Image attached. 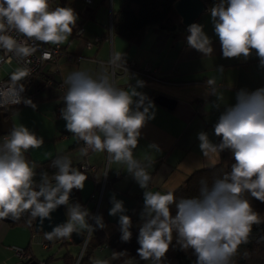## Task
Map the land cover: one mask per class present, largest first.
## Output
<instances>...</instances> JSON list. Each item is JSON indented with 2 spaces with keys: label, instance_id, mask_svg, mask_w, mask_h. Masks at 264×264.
Listing matches in <instances>:
<instances>
[{
  "label": "clouds",
  "instance_id": "clouds-1",
  "mask_svg": "<svg viewBox=\"0 0 264 264\" xmlns=\"http://www.w3.org/2000/svg\"><path fill=\"white\" fill-rule=\"evenodd\" d=\"M210 16L224 58L247 59L254 51L264 67V0H218ZM76 22L77 14L71 7L50 8L49 0H0V50L5 57L12 54L23 60L36 51V42L63 44L72 35ZM13 32L24 39L18 40L11 35ZM188 32L190 48L204 55L213 52L212 41L202 25L194 23ZM4 62L0 57V64ZM110 64L111 72L101 69L94 76L77 69L64 77L65 107L61 117L66 121V130L78 142L83 141L82 156L89 151L106 152L109 163L123 165L144 190L138 256L151 264H162L175 232L176 243L181 249L192 251L195 264H234L233 258L239 246L248 243L253 225L264 222L244 198L248 193L264 202V88L236 93V103L225 108L214 126V134L221 137L219 144L212 143L207 133H198L204 156L231 151L235 163L230 171L211 184L202 179L197 196L176 200L171 191L149 190L148 168L152 167V160L149 157L141 161L134 156L141 129L155 116L150 111L151 101L137 91L144 82L137 80L136 86L127 89L116 83L115 69L127 73L122 52L113 53ZM26 75L24 70L12 75V86L0 90V106L20 102L16 82ZM19 90L23 87L19 86ZM210 94L223 101V93L215 86ZM25 102L32 104L30 100ZM43 144L42 137L23 125L14 127L0 141V218L16 221L28 213L43 224L51 221V213L63 205L67 208V221L46 232L47 239H67L82 229L93 232L96 227L105 228L102 216H92L81 204L70 203L72 190H83L87 175L73 167L69 156L52 159L50 166L55 172L51 179L45 171L37 182L38 165L29 161L25 153ZM148 147L159 151L156 144ZM111 204L109 215L119 217L121 240L128 242L132 236L131 217L125 214L122 200L113 196ZM173 204L175 215L171 212ZM90 219L95 223H89ZM126 253L113 252V259ZM93 264L109 262L97 259Z\"/></svg>",
  "mask_w": 264,
  "mask_h": 264
},
{
  "label": "crops",
  "instance_id": "crops-1",
  "mask_svg": "<svg viewBox=\"0 0 264 264\" xmlns=\"http://www.w3.org/2000/svg\"><path fill=\"white\" fill-rule=\"evenodd\" d=\"M58 1H53V7L50 8H55L59 3L60 7H71L77 14L74 28L81 26L83 33L69 36L61 44L63 51L54 60L44 63L34 78L41 86L33 96L27 92L24 103L13 110L11 115L8 114L7 118L12 120L14 127L23 125L43 138L41 148L30 149L25 153L26 158L35 161L38 167L41 162L59 153L69 156L73 167H79L83 160L95 167L94 170L85 172V186L79 193L76 190L70 203L74 204L73 199H82L81 205L92 216H102L106 227H96L93 232L79 230L84 234L83 238L76 241L72 236L71 239L67 238L68 242L62 243L61 239H47L44 232H39L36 228L34 232L26 224H13L18 220L0 218V264H36L39 260H45L49 264H93L97 259L116 264L117 259H113V252L116 250L107 242L120 228L119 217L109 215L113 196L124 202L126 215L137 217L136 221L140 225L143 223L140 213L144 204V190L124 170L123 165L110 164L106 152L89 151L87 156H82L80 149L84 147L83 141L81 145L74 146L77 140L66 130L61 109L66 92L63 80L70 71L87 70L94 76L101 69L111 72V57L113 53L121 52L142 67L143 73L136 75L124 73L117 68L115 78L116 83L126 89L136 86L137 80L144 82L137 91L144 93L151 101L153 108L150 111L155 116L141 129L134 156L141 161L151 158L152 167L148 168L151 180L148 187L153 192L161 193L176 189L194 170L220 162L221 153L209 152L208 156L203 155L198 133H207L212 143L219 144L214 126L225 108L236 103V93L241 89L251 92L264 88V67L260 66L254 51L247 59L242 56L223 57L207 9L195 24L202 25L212 41L213 52L210 55L190 48L186 39L174 40L170 31L154 27L148 29L142 44L129 48L128 42L113 31V12L122 0H93L92 3L83 0ZM105 33L106 36L101 39ZM87 41L94 42L93 46L88 47ZM3 67L7 73L4 78L19 71L12 65L13 71L9 65ZM151 75L157 77L153 78ZM213 86L223 93V101H218L215 95L210 94ZM32 88L31 86L29 90ZM159 94L175 98L174 107L160 104L156 100ZM28 100L32 104L25 102ZM58 109L59 112L56 113ZM9 133L0 134V141ZM150 144H156L159 151H151L148 147ZM121 170H124L123 174L116 177ZM65 213L67 216L66 206ZM89 223L95 222L90 219ZM93 233L96 239L88 253L86 249ZM14 246L23 247L25 255H18ZM118 264H151V261L131 256Z\"/></svg>",
  "mask_w": 264,
  "mask_h": 264
},
{
  "label": "trees",
  "instance_id": "trees-1",
  "mask_svg": "<svg viewBox=\"0 0 264 264\" xmlns=\"http://www.w3.org/2000/svg\"><path fill=\"white\" fill-rule=\"evenodd\" d=\"M53 1H57V3L59 2L58 0H49L50 6L52 7ZM61 1L65 2V0ZM175 1L176 0H122L119 7L113 12V31L116 34L122 36L128 42L129 48L131 46H139L142 44L150 27L170 31L174 40L181 38L186 39L189 35L188 27L182 23V18L175 8ZM203 2L206 6V9L210 12L212 7L218 3V0H203ZM60 6L61 3L55 7ZM72 34H76V28L73 29ZM106 34L107 33H105L101 39H103ZM124 58H126L125 55ZM137 66L142 72L143 69L138 64V62ZM11 77L12 76H8L6 78L11 79ZM31 86L33 88L30 91L29 89ZM40 86L41 85L36 83L35 79L33 78L29 85L28 92L34 94V92L37 91ZM23 103L24 101L7 108L8 114L11 115L12 111L16 110ZM64 106L65 104L63 103L62 107ZM220 142L221 137H219V143ZM81 144V141H76L74 146ZM220 153V162L194 170L180 186L174 190H171L176 200H179L180 198L197 196L199 194L200 181L202 179L207 180L208 183L211 184L215 178H218L225 172L230 171L231 165L235 163L231 151L225 149ZM58 155L63 154H56L39 164V167L36 169L37 176L35 177L37 182L40 179V173L45 171L48 172L49 178L51 179L52 174L55 172V169L50 166L51 160L55 159ZM75 168L78 169V166ZM123 171L124 170H121L120 173L116 175V177L123 174ZM109 182L110 180L106 184L108 185ZM77 192L79 193V190H77ZM244 198L249 200L253 210L256 211L260 215L261 220L264 221V202L256 200L248 193L244 194ZM73 202L82 204V199H73ZM171 212L172 215H175V204L171 206ZM130 217L132 220V227L130 228V231L132 232L131 239L128 242L122 241L121 231L119 228L107 240L108 244H111L115 248L116 252H127L126 255L116 260V264L125 262L126 259L131 256H138L137 249L140 246L138 244L137 238L141 225L137 223V217ZM35 221L36 219L31 218L28 213H25L18 221L13 222V224H26L32 229V231L35 232ZM94 236L95 235L93 233L88 243V249H86L88 253L93 247V241L96 239ZM176 239V233L173 232L172 244L170 245L169 251L162 259V264H195L196 258L192 251L181 249L180 245L176 243ZM61 241L62 243H66L68 242V239H61ZM233 260L234 264H264V222L259 225H253L248 243L239 246L238 252Z\"/></svg>",
  "mask_w": 264,
  "mask_h": 264
},
{
  "label": "built area",
  "instance_id": "built-area-1",
  "mask_svg": "<svg viewBox=\"0 0 264 264\" xmlns=\"http://www.w3.org/2000/svg\"><path fill=\"white\" fill-rule=\"evenodd\" d=\"M83 1H85L87 3L93 2L92 0H83ZM82 33H83V28L81 26L77 27L76 34L82 35ZM11 35L16 37L18 40L24 39V37H22V36H17L15 32L11 33ZM96 41H99V39H97ZM29 43L31 44L32 42L29 41ZM93 43L94 42H92V41H87L86 44L88 47H91V46H93ZM35 46H36V51L33 52L28 57H25L23 60H18L12 54H9L7 57H5L3 50H0V57H3L4 61H5L4 63L0 64V67H2L4 65H9L11 67L12 62H16L17 64H19L21 66L22 70L27 72L26 76H24L22 79H20L19 81L16 82V86L18 88V98L20 100L19 103L24 101V97H25V94L28 92L30 83L32 82L33 78H35V76L41 71L44 63H46L47 61H50V60H54L56 58V56L59 55L63 51V46L61 44L51 45V44H43L40 42H36ZM125 61H126L125 67L127 69V73H130L132 75L143 73V71L141 72V70L138 68L137 62L134 59L125 58ZM110 66H111V64H110ZM146 69H149V68H146ZM11 71H13V68ZM9 73L11 74L12 72H9ZM151 76L153 78L157 77L156 75H151ZM11 86H12V80L10 78H4V79L0 80V90H5ZM19 86L23 87L22 91L19 90ZM29 94H30V96H33V93H29ZM13 105H16V104L12 103V104H8L6 106H0V110L1 109H7ZM58 112H59V109L56 110V113H58ZM90 169L94 170L95 167L92 166L87 160H83L82 163L78 167V170L82 171L84 174L87 170H90ZM103 182L104 183L106 182V178L103 179ZM71 238H72V236L69 237V239H71ZM13 248L15 249V251L17 252L18 255H20V256L25 255V253H24L25 250L23 247L14 246ZM36 264H49V263L45 260H39L36 262Z\"/></svg>",
  "mask_w": 264,
  "mask_h": 264
},
{
  "label": "water",
  "instance_id": "water-1",
  "mask_svg": "<svg viewBox=\"0 0 264 264\" xmlns=\"http://www.w3.org/2000/svg\"><path fill=\"white\" fill-rule=\"evenodd\" d=\"M175 8L182 18V23L189 27L194 24L198 17L206 10V6L203 0H176ZM156 100L167 107L173 108L176 104V99L169 97L165 94H159L156 96ZM8 111L5 109L0 110V134L9 133L13 128V122L10 118H7ZM76 195V189H73L70 198ZM4 220L13 221L10 218H3ZM67 216L65 213V206H59L53 213H51V221L45 220L43 224L40 223L37 218L35 221V228L39 232H50L56 225L65 223ZM74 239L80 240L84 237V234L77 231L72 234Z\"/></svg>",
  "mask_w": 264,
  "mask_h": 264
},
{
  "label": "rangeland",
  "instance_id": "rangeland-1",
  "mask_svg": "<svg viewBox=\"0 0 264 264\" xmlns=\"http://www.w3.org/2000/svg\"><path fill=\"white\" fill-rule=\"evenodd\" d=\"M12 66H14L15 68H16V70L18 69V70H22V68H21V66L19 65V64H17L16 62H12ZM7 75V73H6V70H5V68L2 66V67H0V80L2 79V78H4L5 76Z\"/></svg>",
  "mask_w": 264,
  "mask_h": 264
},
{
  "label": "flooded vegetation",
  "instance_id": "flooded-vegetation-1",
  "mask_svg": "<svg viewBox=\"0 0 264 264\" xmlns=\"http://www.w3.org/2000/svg\"><path fill=\"white\" fill-rule=\"evenodd\" d=\"M6 110V109H5Z\"/></svg>",
  "mask_w": 264,
  "mask_h": 264
}]
</instances>
